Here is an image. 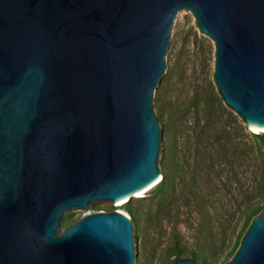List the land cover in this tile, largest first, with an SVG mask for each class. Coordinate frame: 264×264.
Listing matches in <instances>:
<instances>
[{"label":"water","instance_id":"95a60500","mask_svg":"<svg viewBox=\"0 0 264 264\" xmlns=\"http://www.w3.org/2000/svg\"><path fill=\"white\" fill-rule=\"evenodd\" d=\"M181 15L215 43L226 105L264 129V0H0V264L145 261L124 213L67 227L166 176L156 105ZM229 264H264V211Z\"/></svg>","mask_w":264,"mask_h":264},{"label":"rangeland","instance_id":"374dc122","mask_svg":"<svg viewBox=\"0 0 264 264\" xmlns=\"http://www.w3.org/2000/svg\"><path fill=\"white\" fill-rule=\"evenodd\" d=\"M215 54V43L200 31L195 15H181L170 53L173 68L156 105L168 180L119 208L104 205L74 215L67 229L89 213L121 212L135 219L137 251L145 248L141 264L193 259L192 253L211 264L234 259L247 225L264 210V132L252 131L224 102L215 81ZM199 169L213 184L204 197L193 183ZM174 251L184 256L169 259Z\"/></svg>","mask_w":264,"mask_h":264},{"label":"trees","instance_id":"16d2710c","mask_svg":"<svg viewBox=\"0 0 264 264\" xmlns=\"http://www.w3.org/2000/svg\"><path fill=\"white\" fill-rule=\"evenodd\" d=\"M262 140L264 143V136L262 137ZM202 172H203L202 169L194 170L192 176H193V180H194L193 183H194V187H195L196 192L201 193V195L204 197V196H207L206 189L208 188L210 190V188L212 187L213 184H211L209 181H204V176H203ZM167 180H168V177H164L163 183H165ZM225 187H226L225 189H227L228 186L225 185ZM228 188L230 189V187H228ZM254 208L260 212H261V210H263V209H261L260 203H256V206H254ZM126 211L132 215V211L130 208H127ZM132 221L134 224L135 223L134 217L132 218ZM250 225L251 224H248L247 227H250ZM238 247H240V244L238 245ZM174 256L181 258L182 256H184V254L181 253V251H174L173 254L169 255V259L174 257ZM189 256L191 258H193L194 260H196L199 264H211L210 262H208L203 257H198L195 253H192ZM169 259H168V261H169Z\"/></svg>","mask_w":264,"mask_h":264},{"label":"bare ground","instance_id":"6f19581e","mask_svg":"<svg viewBox=\"0 0 264 264\" xmlns=\"http://www.w3.org/2000/svg\"><path fill=\"white\" fill-rule=\"evenodd\" d=\"M249 125H250V124H249ZM250 127H251L252 131H254V132H256V133L264 132V129L257 128V127H253V126H251V125H250Z\"/></svg>","mask_w":264,"mask_h":264}]
</instances>
